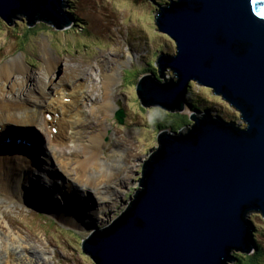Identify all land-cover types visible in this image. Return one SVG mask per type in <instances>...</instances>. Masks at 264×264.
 <instances>
[{
    "label": "water",
    "instance_id": "obj_1",
    "mask_svg": "<svg viewBox=\"0 0 264 264\" xmlns=\"http://www.w3.org/2000/svg\"><path fill=\"white\" fill-rule=\"evenodd\" d=\"M154 6L157 31L176 53L156 60L157 78L138 80L140 105L181 113L192 81L221 97L245 127L204 111L188 115L185 130L159 133L128 209L83 240L81 253L93 264H234L233 252L251 255L255 247L247 214L264 218V0ZM63 8V0H0V18L61 31L72 24ZM122 116L115 115L119 124Z\"/></svg>",
    "mask_w": 264,
    "mask_h": 264
},
{
    "label": "rangeland",
    "instance_id": "obj_2",
    "mask_svg": "<svg viewBox=\"0 0 264 264\" xmlns=\"http://www.w3.org/2000/svg\"><path fill=\"white\" fill-rule=\"evenodd\" d=\"M63 1V11L70 15L72 24L61 31L40 22L27 27L26 19L22 16H17L11 26H6L0 18V28L5 32V35H0V64L15 58L28 67L30 75L37 77L43 72L44 53L61 59L60 69L65 63L72 65L84 62L94 63L99 60L107 65L106 59L109 62L112 57L122 56L125 63L117 66V80L112 88L111 100H114L116 107L114 114L104 116V112L99 109H96V114L99 124L106 128L102 151L104 154L101 159L106 160L110 150L115 147L120 153L133 158L132 168L127 174L121 175V182L124 178V184L118 189L119 193L116 195L114 204H111L109 212L105 213V220H100L96 215L92 216L94 224L89 229L87 227H83L84 229L63 228L46 214L44 208L11 204L0 206L1 235L20 237L28 247L32 248L24 245L27 251L25 253L33 256L32 261L35 264H93L88 255L81 253L82 241L94 231L108 227L125 209H128L132 196L139 190L137 182L141 179V168L158 148L156 138L159 133L174 131L171 129L185 130L191 124L188 115L194 113L199 115L204 111H207L210 117L233 123L241 129L245 127V123L238 112L221 97L214 95L211 89L199 86L192 81L188 85L191 88L190 95L195 101L192 103L199 110L197 112L192 110L193 106L190 104L184 105L181 113H171L157 106L146 108L140 105L135 94L138 80L145 75L157 78L156 60L162 54L175 55L176 53L174 42L157 31L155 25L157 8L154 5L164 6L168 0H127V5H131V2L134 4L139 2L149 6L148 21L151 28L136 25L140 21L139 15L134 23L128 7L122 2L117 3L116 0ZM147 13L142 15L143 17L145 15V21ZM107 32L109 35L106 34ZM105 36L110 41L104 39ZM84 38H87L88 43L81 41ZM127 49L133 55V59H127ZM89 73L93 75L94 71L87 72ZM87 74L78 77L86 81L85 77L89 76ZM172 78V72L166 70L164 79L169 81ZM96 81L98 83L97 78ZM96 94L94 92V95ZM119 110L123 114L122 124H119L115 118ZM56 130L54 126L52 132L55 133ZM35 132L39 137L41 136L36 130ZM142 132L149 136L147 141L141 140ZM8 136L11 140L16 137L13 134ZM5 137H0L1 141ZM122 139L130 141L131 144L123 143ZM42 158L43 160L40 159L39 162L44 161L43 156ZM36 160L38 157L35 154ZM57 203L61 205L59 200ZM246 218L255 227L253 235L255 247L251 255L233 252V256L237 258L234 264H264V218L256 212L248 213ZM43 247L45 252L42 251Z\"/></svg>",
    "mask_w": 264,
    "mask_h": 264
},
{
    "label": "bare ground",
    "instance_id": "obj_3",
    "mask_svg": "<svg viewBox=\"0 0 264 264\" xmlns=\"http://www.w3.org/2000/svg\"><path fill=\"white\" fill-rule=\"evenodd\" d=\"M116 2L128 7L134 23L139 15L136 25L150 27L148 5ZM146 12L145 21L142 15ZM0 35H5L1 28ZM87 38L81 41L88 43ZM127 59H133L129 49ZM60 60L44 53L43 72L37 77L15 58L0 64V137L10 138L8 135L13 134L25 142L0 147V206L44 208L60 227L89 229L94 224L92 216L105 220V213L124 184L121 175L132 168L133 158L115 147L106 160L101 159L106 128L99 124L96 114V109L104 116L114 114L112 88L117 80V66L125 60L122 56L112 57L109 62L106 59V66L100 60L65 63L61 69ZM90 71H94L93 75L87 74ZM84 74L89 75L86 81L79 79ZM148 138L145 132L141 133L142 141ZM122 142L131 144L126 139ZM42 156L44 161L39 162ZM1 233L0 223V264H35L33 256L25 253L26 244L20 237ZM42 251L45 252L44 247Z\"/></svg>",
    "mask_w": 264,
    "mask_h": 264
},
{
    "label": "trees",
    "instance_id": "obj_4",
    "mask_svg": "<svg viewBox=\"0 0 264 264\" xmlns=\"http://www.w3.org/2000/svg\"><path fill=\"white\" fill-rule=\"evenodd\" d=\"M69 17H70V15L68 14V13H66ZM17 18V17H16ZM15 20V19H14ZM37 23H39V22H37ZM41 24H45V23H43V22H40ZM38 25V24H37ZM174 77V76H173ZM190 93H191V88H190V86L188 85L187 86V90H186V92H185V95H184V105H191V106H193V108H192V110L193 111H195V112H197V111H199L197 108H196V105H194L192 102H194L195 103V101L193 100V98L191 97V95H190ZM188 121V120H187ZM165 128V127H164ZM172 130H174V131H172ZM171 131L172 132H175V131H177V129H171ZM237 259V258H236Z\"/></svg>",
    "mask_w": 264,
    "mask_h": 264
}]
</instances>
